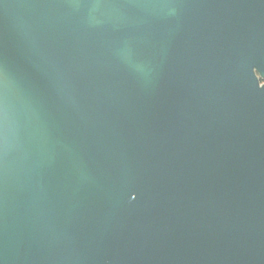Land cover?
I'll return each mask as SVG.
<instances>
[{"label":"water","instance_id":"1","mask_svg":"<svg viewBox=\"0 0 264 264\" xmlns=\"http://www.w3.org/2000/svg\"><path fill=\"white\" fill-rule=\"evenodd\" d=\"M264 0H0V264H264Z\"/></svg>","mask_w":264,"mask_h":264},{"label":"flooded vegetation","instance_id":"2","mask_svg":"<svg viewBox=\"0 0 264 264\" xmlns=\"http://www.w3.org/2000/svg\"><path fill=\"white\" fill-rule=\"evenodd\" d=\"M264 84V81H260V85H263Z\"/></svg>","mask_w":264,"mask_h":264}]
</instances>
